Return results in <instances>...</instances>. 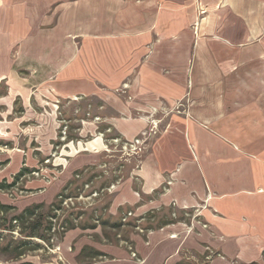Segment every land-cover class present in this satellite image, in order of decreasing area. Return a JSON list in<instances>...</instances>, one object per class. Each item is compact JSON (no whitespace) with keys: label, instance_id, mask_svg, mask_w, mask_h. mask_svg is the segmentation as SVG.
I'll return each instance as SVG.
<instances>
[{"label":"rangeland","instance_id":"374dc122","mask_svg":"<svg viewBox=\"0 0 264 264\" xmlns=\"http://www.w3.org/2000/svg\"><path fill=\"white\" fill-rule=\"evenodd\" d=\"M61 1L65 4L62 13L53 16V26L65 32L61 43L65 61L14 68L11 73L28 80L41 77L48 83L68 78L73 90L89 83L94 89L87 95L80 91L57 95L43 82L36 86L28 81L25 100L14 98L9 111L0 107V264H164L161 254L155 252L156 248L163 250L165 233L160 232L161 227L179 219L192 225L203 222L196 217L201 205L197 209L173 204L139 209L165 191L162 187L148 197L142 195L137 173L165 128H158L155 135L136 137L143 140L136 152L132 148L133 130L127 139L115 126L119 122L120 126L135 125L149 105L175 102L140 98L136 79L147 70L146 80L153 87L177 86L184 81L188 85L191 54H185L181 63L174 48L176 40L156 37L143 43L144 52L137 59L125 52L128 44L118 40L127 34L130 24L142 21L144 0ZM188 28L192 30L191 25ZM45 32L49 35L34 36V45H50V60L58 55L55 41L62 39V32ZM203 37L209 39L196 35L188 39L186 51ZM162 43L166 47L160 46ZM122 84L130 87L128 93H119ZM6 93L2 81L0 97ZM174 100H180V110L193 105L186 96L177 95ZM259 100L264 101V97L257 101L253 97L254 103ZM259 110L262 125L264 102ZM148 128L147 124L145 130ZM258 131L255 129L253 136L262 142L264 133ZM257 149L263 151L264 145ZM230 155L226 149L213 153L215 157ZM257 179L252 175L240 184L255 188L262 184ZM231 181L223 180L228 189L233 188ZM126 194L138 200L125 201ZM203 226H188L191 231L184 226L187 231L176 237L172 252L175 264H211L215 258L237 264L215 254L203 241L202 237L216 239L210 225ZM249 245L253 248L257 244ZM166 264H171V259ZM213 264L226 263L218 260Z\"/></svg>","mask_w":264,"mask_h":264},{"label":"crops","instance_id":"0c3cea01","mask_svg":"<svg viewBox=\"0 0 264 264\" xmlns=\"http://www.w3.org/2000/svg\"><path fill=\"white\" fill-rule=\"evenodd\" d=\"M64 4L61 0H0V82L4 81L7 86V93L0 97V107L5 106L9 111L14 98L25 100L28 81L36 86L43 82V86L51 87L57 95L76 91L87 95L93 91L90 83L73 90L68 78L48 83L41 77L31 76L28 80L11 73L14 68L65 61L61 48L65 32L53 26V16L62 13ZM198 5L207 15L196 36L209 39H198L187 52L188 39L195 35L192 25ZM142 9L145 10L142 21L130 24L127 34L118 40L128 44L125 52L136 58L144 52L141 47L145 41L155 37L161 41L175 39L174 48L180 62L190 53L192 64L189 86L184 81L177 86L168 83L153 87L146 80L147 70L141 71L136 79L140 98L175 102L149 105L135 125L120 126L119 122L115 126L127 139L134 132L133 140L147 132L148 117L161 121L159 129L165 128L137 171L142 195L148 197L162 187L165 191L159 199H150L139 209L146 211L173 203L178 208L190 209L205 204L200 218L210 225L216 239L202 238L214 253L237 264H264V239H261L264 236V150L257 149L264 145V138L261 142L253 136L255 129L261 135L264 133V124L258 119V114H262L259 105L264 101H253V97L255 101L264 97V0H144ZM190 25L192 30L188 28ZM47 29L62 32V39L55 41L58 55L50 60L48 57L53 55L50 45H34V36L49 35L45 32ZM160 46L166 47L163 43ZM177 95L193 102L180 114L174 113L180 103L174 100ZM225 149L232 156H213L214 152ZM252 175L262 184L250 189L240 184ZM229 178L231 189L223 182ZM124 199L134 203L138 200L127 194ZM184 226L182 220L161 227L160 232L165 233L163 250L159 252L156 248L155 252L161 254L164 264L169 259L171 264L176 263L172 252L178 239L170 235L186 233ZM251 242H256V247L252 248ZM218 260L229 264L221 258H215L211 264Z\"/></svg>","mask_w":264,"mask_h":264},{"label":"built area","instance_id":"2783aa9c","mask_svg":"<svg viewBox=\"0 0 264 264\" xmlns=\"http://www.w3.org/2000/svg\"><path fill=\"white\" fill-rule=\"evenodd\" d=\"M196 13H197V18H196V21L192 25L193 32H194L195 35L198 34L199 29H200L199 27L201 26L203 20L205 19V16L207 15L206 10L204 8H202V6L200 7L199 5L196 8ZM121 87L122 88H120L119 93L126 94L128 87L125 84L122 85ZM179 107H183V105L179 103L176 106V109L174 110V113L180 114V113L183 112V111H181L179 109ZM146 123L149 125V128H148L149 130L147 132L143 133L142 136H144V137L147 136L148 137V136L155 135L158 132H160L159 129H158L159 128V124L161 123L160 120H155L154 118H149L148 117ZM142 143H143V140H141L139 138H136V139H134V145L132 146V148L135 149L136 152L140 151L141 150L140 146L142 145ZM173 205L175 206V203H173ZM198 209H199L198 210V215L196 217L200 218L201 217V214H200L201 211L203 209H206L205 204L201 205V208H198ZM183 222H184V224H186V227H187L186 229H188V231H191V229H190L191 227H188V226H192V224H188L185 221H183ZM196 223H198L199 225H204L203 228H206V226H205L206 224L205 223L200 222V221H196ZM176 237H177L176 235H173V234L171 235V238H176ZM132 256L135 257L134 254H132Z\"/></svg>","mask_w":264,"mask_h":264},{"label":"trees","instance_id":"16d2710c","mask_svg":"<svg viewBox=\"0 0 264 264\" xmlns=\"http://www.w3.org/2000/svg\"><path fill=\"white\" fill-rule=\"evenodd\" d=\"M1 208H4V207H1ZM183 219H179V220H177V221H170V222H167V223H165V224H173V223H177V222H179V221H182Z\"/></svg>","mask_w":264,"mask_h":264}]
</instances>
